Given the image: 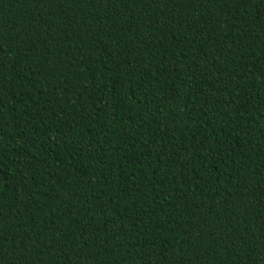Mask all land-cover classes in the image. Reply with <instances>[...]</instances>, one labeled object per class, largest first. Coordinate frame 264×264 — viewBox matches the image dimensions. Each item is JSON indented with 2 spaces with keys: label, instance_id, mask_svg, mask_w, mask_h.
Listing matches in <instances>:
<instances>
[{
  "label": "trees",
  "instance_id": "1",
  "mask_svg": "<svg viewBox=\"0 0 264 264\" xmlns=\"http://www.w3.org/2000/svg\"><path fill=\"white\" fill-rule=\"evenodd\" d=\"M0 264H264V0H0Z\"/></svg>",
  "mask_w": 264,
  "mask_h": 264
}]
</instances>
